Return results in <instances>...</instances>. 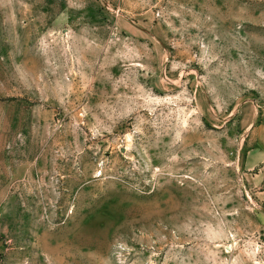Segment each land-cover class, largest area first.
Masks as SVG:
<instances>
[{
  "label": "rangeland",
  "instance_id": "rangeland-1",
  "mask_svg": "<svg viewBox=\"0 0 264 264\" xmlns=\"http://www.w3.org/2000/svg\"><path fill=\"white\" fill-rule=\"evenodd\" d=\"M0 264H264V0H0Z\"/></svg>",
  "mask_w": 264,
  "mask_h": 264
}]
</instances>
